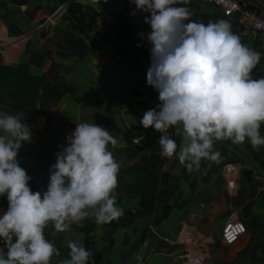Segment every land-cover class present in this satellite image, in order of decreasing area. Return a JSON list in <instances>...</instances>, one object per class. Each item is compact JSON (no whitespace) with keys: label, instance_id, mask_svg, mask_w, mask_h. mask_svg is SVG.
<instances>
[{"label":"crops","instance_id":"crops-1","mask_svg":"<svg viewBox=\"0 0 264 264\" xmlns=\"http://www.w3.org/2000/svg\"><path fill=\"white\" fill-rule=\"evenodd\" d=\"M71 4L79 5L94 18V27L85 35L70 20ZM178 6L188 7L198 22L216 20L217 11L196 0ZM133 9L129 0H0V35L15 40L32 35L22 43L20 53L14 51L20 56L16 65L1 60L0 64L23 67L47 85L71 89L39 116L21 103L12 104L0 97V111L25 115L22 122L30 126L31 142L23 144L17 159L31 177L33 191L46 189L49 166L55 163L54 154L61 145L58 135L71 134L77 123H96L114 135L117 143L109 145V150L120 163V171L144 158L161 159L156 142L159 134L139 125L144 111L158 103V94L146 85L149 51L134 47L139 34L148 30L132 17ZM86 21L89 24L88 18ZM122 22L127 25L126 35H122L125 38L114 44L109 39L116 37ZM232 28L243 44L261 53L252 77L264 76V38L246 35L237 25ZM61 32L81 38L84 44L73 49L59 35ZM27 112L32 115L30 119ZM174 129L170 128L168 134ZM260 132L264 135V124ZM134 136L136 143L132 142ZM214 150L221 153L220 162L202 160L200 169L193 172L186 171L176 159L163 160L162 164L159 161L156 203L149 215L140 208L138 197L123 190L124 185L135 183L125 174L118 185L121 189L115 191L117 205L123 211L138 210L130 227L113 230L111 224H97L90 216L80 223L66 221L69 229L58 233L49 223L46 238L55 236L49 239L52 243L61 238L63 251L53 262L60 264L67 258L68 240L85 246L83 228L92 225L89 250L96 264H137L135 256L140 252L144 264H264V145L253 149L247 139L235 145L221 140ZM31 151L42 155V165L31 161ZM227 164L237 170L231 185L224 177ZM6 208V199L0 197V210ZM231 215L240 218L246 233L237 244L225 246L221 232ZM143 243L147 244L144 248ZM183 254L191 261L176 263L173 257Z\"/></svg>","mask_w":264,"mask_h":264},{"label":"clouds","instance_id":"clouds-1","mask_svg":"<svg viewBox=\"0 0 264 264\" xmlns=\"http://www.w3.org/2000/svg\"><path fill=\"white\" fill-rule=\"evenodd\" d=\"M181 2L189 0H129L132 15L147 14L143 22L150 31L139 35L149 46L146 85L158 94L139 125L159 133L161 158L175 156L193 172L202 160L220 162L217 141L235 145L247 139L253 149L264 145V76L252 77L261 53L243 44L227 20L198 22ZM23 118L0 111V197L7 201L0 210V264H50L59 252L45 236L49 223L64 233L66 221L91 216L97 224H110L124 215L115 191L120 163L109 150L117 141L96 123L75 124L54 154L46 189L33 191L17 159L23 144L31 142ZM170 128L181 131L186 142L178 143ZM67 248L60 264H95L80 242L68 240Z\"/></svg>","mask_w":264,"mask_h":264},{"label":"trees","instance_id":"trees-1","mask_svg":"<svg viewBox=\"0 0 264 264\" xmlns=\"http://www.w3.org/2000/svg\"><path fill=\"white\" fill-rule=\"evenodd\" d=\"M68 12L70 20L76 24V29L79 33L85 35L86 30H91L94 27V18L89 17L87 12L82 11L79 5L75 6L71 4L68 8ZM87 18L89 19V24L86 21ZM126 32L127 25L125 22H122L115 32L116 37L114 39H109L108 37H104V39H109L112 43L118 44L121 40H124L125 37L122 35H126ZM59 35L63 36L65 43L73 49L80 48L84 44L81 38H77L70 33L64 34V32H61ZM256 69L257 66L253 69L251 75L256 73ZM70 90L71 89L68 87L47 85L40 77L30 75L28 72L14 66L0 64V97L5 98L12 104L21 103L35 115L39 116L48 112L52 106L59 102ZM151 130L154 131L153 129ZM217 142L214 143V148ZM150 143L152 146L155 144L152 141ZM158 168V157L144 158L125 171L119 170L117 174L116 189H121L118 185L125 174H129L134 178L135 183L124 185L123 190L126 191L129 196L134 198L138 197L140 199V208L147 215L151 214L156 203L155 192L158 183ZM137 213L138 210L135 208L125 210L122 217L110 224L114 228L130 227L133 225ZM92 230V225L83 228L85 234L84 247L87 250H89L91 240L89 234ZM60 243L61 238H58L54 245L58 249L59 255H54L50 258L51 264H56L53 262V259L63 254L62 249H60ZM91 258L94 259L93 256Z\"/></svg>","mask_w":264,"mask_h":264},{"label":"built area","instance_id":"built-area-1","mask_svg":"<svg viewBox=\"0 0 264 264\" xmlns=\"http://www.w3.org/2000/svg\"><path fill=\"white\" fill-rule=\"evenodd\" d=\"M201 4L213 7L216 13V19L227 20L232 27L238 26L240 31L246 35L251 34L253 36H261L264 38V0H196ZM146 13L137 12L132 15L136 20L139 21L141 25L146 27L148 32L150 28L147 24L143 22ZM147 32V33H148ZM32 35H25L20 39H12L7 36L0 35V60L9 64L16 65L20 60V56L13 54L14 51L21 52L22 43L25 42ZM134 47L140 51L148 50V44L146 40L141 39V37L134 43ZM71 134H60L58 135V143L61 145H66L67 136ZM173 138L177 139L179 137V132L174 129L170 134ZM164 161H174L175 156L171 158H162ZM237 175V170L232 164H227L224 169V177L226 181L231 185L235 180ZM264 189V181H263ZM246 233V228L241 222L237 215H231L226 220L222 232L221 239L225 246H233L240 242L242 237ZM147 244L143 243L142 248L146 247ZM138 261L137 264H144L145 259L143 258L141 252L137 253L135 256ZM176 263L184 261L185 263L190 262L188 255H178L173 257Z\"/></svg>","mask_w":264,"mask_h":264},{"label":"rangeland","instance_id":"rangeland-1","mask_svg":"<svg viewBox=\"0 0 264 264\" xmlns=\"http://www.w3.org/2000/svg\"><path fill=\"white\" fill-rule=\"evenodd\" d=\"M25 114H26V113H25ZM20 115L22 116V115H24V113L21 112ZM24 117H25V115H24ZM22 155H23V154H22ZM25 158H26L25 156L22 157V159H23L24 162L26 161ZM30 158H31V161H32V162L35 160L39 165H42V164H41V163H42V155H39L38 153H35V155H33L32 151H31V153H30ZM1 205H2V204H1ZM53 229H54V228H53ZM49 232H50V230L46 231L45 236H47ZM54 237H55V236H53V237L51 236V237H49V239H53ZM56 240H57V238L54 240L53 243H55Z\"/></svg>","mask_w":264,"mask_h":264},{"label":"water","instance_id":"water-1","mask_svg":"<svg viewBox=\"0 0 264 264\" xmlns=\"http://www.w3.org/2000/svg\"><path fill=\"white\" fill-rule=\"evenodd\" d=\"M82 51H84V49H82L81 50V52ZM20 69H22V70H25V68H23V67H21ZM19 108H21L22 109V106L21 105H19ZM28 113V115H29V118L28 119H30V117L32 116L31 115V113L30 112H27ZM179 132V137H178V140H179V143H185L186 141L184 140V137H183V134H182V132L181 131H178ZM159 161H160V163L162 164L163 163V159L161 158V159H159ZM110 226V228L111 229H113L114 230V227L112 226V225H109Z\"/></svg>","mask_w":264,"mask_h":264},{"label":"bare ground","instance_id":"bare-ground-1","mask_svg":"<svg viewBox=\"0 0 264 264\" xmlns=\"http://www.w3.org/2000/svg\"><path fill=\"white\" fill-rule=\"evenodd\" d=\"M188 264H191V263H188Z\"/></svg>","mask_w":264,"mask_h":264}]
</instances>
